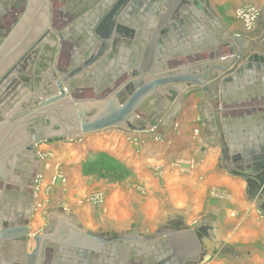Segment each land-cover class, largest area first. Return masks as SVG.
I'll list each match as a JSON object with an SVG mask.
<instances>
[{
    "label": "crops",
    "instance_id": "obj_1",
    "mask_svg": "<svg viewBox=\"0 0 264 264\" xmlns=\"http://www.w3.org/2000/svg\"><path fill=\"white\" fill-rule=\"evenodd\" d=\"M29 2L5 0L2 26L12 33ZM119 2L47 0L46 29L56 40L47 39L30 56L26 73H33L36 90L66 78L80 101L99 103L136 71L153 78L213 61L230 64L205 86L177 85L172 99L150 96L132 119L141 130L115 126L81 136L95 134L115 157L128 153V165L129 149H115L119 139L133 133L144 140L142 156L130 166L140 170L147 200L135 201V178L125 198L123 188H112L101 210L78 205L69 185L50 186L53 163L44 158L47 151L56 162L68 163L70 181L83 182L75 163L86 145L67 142L70 136L45 139L34 153L23 145L11 151L2 161L11 168L3 169L9 180L0 179V218L28 221L30 239H2L0 264H24L35 247L33 237L49 225L55 231L40 264H264V0H124L111 38L100 39L98 30L104 31L107 13ZM21 6L24 12L18 14ZM245 6L259 9L249 31L235 15ZM232 36L246 39L241 58L231 55L238 49ZM103 41L107 47L96 62L71 77L77 58L90 57ZM155 133L161 141H152ZM155 163L168 167L164 197L152 201L151 191L161 190V181L144 169ZM87 231L110 240L99 249L85 247L92 241ZM118 235L135 239L113 240ZM173 253L182 261L170 260Z\"/></svg>",
    "mask_w": 264,
    "mask_h": 264
},
{
    "label": "water",
    "instance_id": "obj_2",
    "mask_svg": "<svg viewBox=\"0 0 264 264\" xmlns=\"http://www.w3.org/2000/svg\"><path fill=\"white\" fill-rule=\"evenodd\" d=\"M123 2L124 0H120L114 9L107 13L104 31L98 30L100 39L111 38L116 25L114 16L118 14ZM46 27L47 0H30L26 15L9 38L4 39L5 35L0 36V179L2 180H9L4 176V166L11 168L9 163L2 165V161L19 146L23 145L25 152L34 153L36 145L49 138L81 137L87 133L115 126L141 130L144 127L135 125L132 119L134 115L140 114L139 110L146 100L159 97L160 93L165 94L169 99L175 98L178 94L177 85L205 86L215 71L224 72L230 64L213 61L207 65H193L153 78H146L147 75L136 71L124 87L110 89L104 97L100 98L101 102L85 103L80 101V95L74 92L73 81L65 83L66 78H61L55 80L53 85L44 82L42 87L36 90L33 73L27 75V61L33 51L43 46L47 39L56 40L50 29ZM120 30L118 25L116 32L119 33ZM232 38L238 45V49L236 52L232 51L231 55L241 58L246 39L239 36H232ZM101 44L90 57L77 58L74 69L70 73L71 77L82 73L84 69L96 62L107 47L106 41ZM236 58L232 61L237 60ZM157 89L159 91L155 93ZM152 122L154 124V120ZM17 157L24 156L19 153ZM10 218V216L0 218V245L2 239L10 237L26 243L30 239L28 221L23 220L19 224H12ZM182 230L187 229L182 228ZM54 231L55 227L49 225L33 237L35 247L30 253L25 254L24 264L41 263L43 250L47 246L45 242ZM86 236L92 241H89L85 247L92 249H99L110 240L97 237L90 231L86 232ZM129 239L135 238L125 235L113 238V240ZM164 245L165 249L170 251L171 246ZM171 256L173 257L170 260L172 259L174 263L182 261L175 253Z\"/></svg>",
    "mask_w": 264,
    "mask_h": 264
},
{
    "label": "rangeland",
    "instance_id": "obj_3",
    "mask_svg": "<svg viewBox=\"0 0 264 264\" xmlns=\"http://www.w3.org/2000/svg\"><path fill=\"white\" fill-rule=\"evenodd\" d=\"M31 57H29L27 63H29ZM133 133L129 135H125L124 139H119V146H116L115 149H124L123 153H125L126 149H129V153L132 157L129 163L132 161H137L140 159V156L143 154V145L144 140L139 139L137 136H132ZM152 141L159 142L161 141V137H159L156 133L152 136ZM67 142L73 144H84L86 145V152L83 158L81 157L79 163H75L79 165L81 171L78 173V176L83 179L81 185L78 184L77 181H70L67 172L68 163L64 161L56 162L54 152L47 151L44 155V158L50 159V163L52 161V174L50 178L49 185L55 186L56 184L61 185H69V187L74 192V198L78 205H92L98 207L100 210L105 209L106 198L108 194L115 186L119 188H123L124 197L126 196L127 184H130L132 179L135 178V201H144L147 200L146 196V188L143 184H141L140 179L142 174L140 170L131 168L130 164L128 165V153L126 155H116L115 157L111 151L110 147L106 146V143L95 140V134L84 137H76L73 138L70 136ZM103 143V144H102ZM112 150V149H111ZM112 154V155H111ZM175 160V159H174ZM173 160V161H174ZM170 162L169 167H171L178 162L174 163ZM49 162V161H48ZM165 168H164V167ZM167 165L161 164H151L148 165L144 170L148 172L150 178L154 181H161L160 188L154 189L151 191V199L155 201V199L164 197L163 191V176ZM66 171V172H65ZM41 176V175H40ZM41 178V177H40ZM39 180V179H38ZM163 191V192H162ZM43 207V202L37 204V208L41 209Z\"/></svg>",
    "mask_w": 264,
    "mask_h": 264
},
{
    "label": "built area",
    "instance_id": "obj_4",
    "mask_svg": "<svg viewBox=\"0 0 264 264\" xmlns=\"http://www.w3.org/2000/svg\"><path fill=\"white\" fill-rule=\"evenodd\" d=\"M235 15L243 22L244 29L249 31L256 24L257 18L259 16V9L253 6H245L238 8L235 11Z\"/></svg>",
    "mask_w": 264,
    "mask_h": 264
},
{
    "label": "flooded vegetation",
    "instance_id": "obj_5",
    "mask_svg": "<svg viewBox=\"0 0 264 264\" xmlns=\"http://www.w3.org/2000/svg\"><path fill=\"white\" fill-rule=\"evenodd\" d=\"M5 4V0H0V11L2 10V7L3 5ZM23 4V3H22ZM19 5V4H18ZM23 10H22V6L18 9L17 13H21ZM24 12V11H23ZM16 21V16H13V19H12V22H15ZM11 30L12 29H9V28H4L1 24V18H0V36L2 35H5L4 39H8L9 38V35L11 34ZM1 36V37H2Z\"/></svg>",
    "mask_w": 264,
    "mask_h": 264
},
{
    "label": "bare ground",
    "instance_id": "obj_6",
    "mask_svg": "<svg viewBox=\"0 0 264 264\" xmlns=\"http://www.w3.org/2000/svg\"><path fill=\"white\" fill-rule=\"evenodd\" d=\"M15 186H16V185H15ZM13 187H14V186H13ZM17 187H18V186H17ZM18 188H19V187H18ZM16 189H17V188H16ZM16 189H15V190H16Z\"/></svg>",
    "mask_w": 264,
    "mask_h": 264
}]
</instances>
